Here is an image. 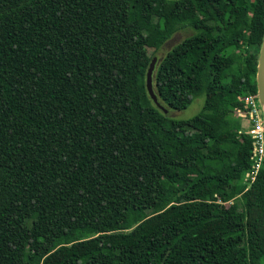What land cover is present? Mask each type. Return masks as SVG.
Returning a JSON list of instances; mask_svg holds the SVG:
<instances>
[{"label": "trees", "instance_id": "trees-1", "mask_svg": "<svg viewBox=\"0 0 264 264\" xmlns=\"http://www.w3.org/2000/svg\"><path fill=\"white\" fill-rule=\"evenodd\" d=\"M263 40L264 0H0V264H264Z\"/></svg>", "mask_w": 264, "mask_h": 264}, {"label": "built area", "instance_id": "built-area-1", "mask_svg": "<svg viewBox=\"0 0 264 264\" xmlns=\"http://www.w3.org/2000/svg\"><path fill=\"white\" fill-rule=\"evenodd\" d=\"M246 99L249 111L246 113L241 112L239 115L247 119V131L254 138L255 156L257 158L255 168L252 171L254 179L264 158V112L261 108L258 95L257 97L249 95Z\"/></svg>", "mask_w": 264, "mask_h": 264}, {"label": "rangeland", "instance_id": "rangeland-1", "mask_svg": "<svg viewBox=\"0 0 264 264\" xmlns=\"http://www.w3.org/2000/svg\"><path fill=\"white\" fill-rule=\"evenodd\" d=\"M194 31L191 28L182 29L176 32L173 37L165 43V45L159 50L156 51L155 56L161 57L166 54L173 46L177 43L182 41L186 36L192 34ZM149 52L152 54L153 49H149ZM205 95L198 96L186 109L183 110H175L170 109V116L177 118V119H188L195 116L197 113L200 112L204 105ZM242 124L243 127H247L248 121L246 118L242 117Z\"/></svg>", "mask_w": 264, "mask_h": 264}, {"label": "water", "instance_id": "water-1", "mask_svg": "<svg viewBox=\"0 0 264 264\" xmlns=\"http://www.w3.org/2000/svg\"><path fill=\"white\" fill-rule=\"evenodd\" d=\"M157 59H158L157 57H153L151 66L148 70L147 89L154 103L160 106L161 108L165 109L159 102V99H158L157 94L155 93L154 84H153V73L155 70ZM257 83H258V98H259L261 108L263 109V112H264V40H263L260 53H259V58H258ZM165 111L167 112L166 109Z\"/></svg>", "mask_w": 264, "mask_h": 264}]
</instances>
